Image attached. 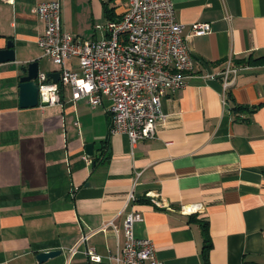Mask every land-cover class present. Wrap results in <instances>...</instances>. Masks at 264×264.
I'll use <instances>...</instances> for the list:
<instances>
[{
    "label": "crops",
    "instance_id": "crops-1",
    "mask_svg": "<svg viewBox=\"0 0 264 264\" xmlns=\"http://www.w3.org/2000/svg\"><path fill=\"white\" fill-rule=\"evenodd\" d=\"M43 1L0 0V49L12 40L15 51V60L0 62V264H119L108 255L121 253L130 211L140 214L135 236L153 240L162 264H264V64L244 62L264 55V0H173L184 35L196 21L211 30L188 38L192 76L163 98L157 138L135 145L110 132L107 96L92 107L73 101L66 85L57 104L20 105L22 66L38 60L40 72L57 69L38 43L45 21L32 8ZM61 1L64 30L83 39L101 35L93 19L105 20L106 5L115 18L129 6ZM228 63L240 68L225 88ZM68 66L79 71L78 59ZM198 202L202 210L179 211ZM110 220L118 232L101 229ZM202 221L212 243L206 253ZM84 234L101 261L70 257ZM52 249L63 254L38 262Z\"/></svg>",
    "mask_w": 264,
    "mask_h": 264
},
{
    "label": "built area",
    "instance_id": "built-area-1",
    "mask_svg": "<svg viewBox=\"0 0 264 264\" xmlns=\"http://www.w3.org/2000/svg\"><path fill=\"white\" fill-rule=\"evenodd\" d=\"M32 11L45 21L38 43L61 75L60 81L54 82L40 72V106L61 102L66 85L72 87L73 101L85 98L92 107L107 96L112 100L110 132L127 134L133 145L157 138L159 126L167 117L163 98L184 88L194 70L188 38L211 30L208 22L196 21L191 24L190 33L184 35L185 24L177 21L173 0H129L125 13L96 24L95 30L102 31L101 35L89 39L64 30L61 0L37 3ZM74 57L78 59L79 71L68 66ZM239 68L228 63L220 73L225 88L233 82L230 74H236ZM208 76L215 78L216 74ZM227 101L224 95L223 103ZM134 198L131 193L129 199ZM154 199L157 205H163ZM203 208L204 204L198 202L183 204L179 211L191 214ZM139 219V212L127 213L124 247L120 254L110 250L108 257L119 264H162L153 240L135 236L133 224ZM109 226L119 231L113 220L101 229ZM88 237L84 234L70 248V257L83 252L90 261L99 262L102 256L86 246Z\"/></svg>",
    "mask_w": 264,
    "mask_h": 264
},
{
    "label": "water",
    "instance_id": "water-1",
    "mask_svg": "<svg viewBox=\"0 0 264 264\" xmlns=\"http://www.w3.org/2000/svg\"><path fill=\"white\" fill-rule=\"evenodd\" d=\"M14 42L8 40L6 46L0 49V62L15 60ZM23 75L19 78L20 105L22 107H34L39 105V83L38 76L40 74V64L38 60L28 62L21 67ZM46 76L54 82L60 81V73L58 71L46 72ZM86 152L93 155V144H86ZM63 254L62 249H52L40 252L37 255L38 262L47 261L50 258ZM87 264H89L87 262Z\"/></svg>",
    "mask_w": 264,
    "mask_h": 264
},
{
    "label": "trees",
    "instance_id": "trees-1",
    "mask_svg": "<svg viewBox=\"0 0 264 264\" xmlns=\"http://www.w3.org/2000/svg\"><path fill=\"white\" fill-rule=\"evenodd\" d=\"M114 12L113 10V7H109L108 5L105 6V15L108 19H115V17L112 15ZM238 62L240 61H235V64H237ZM245 63L247 64H264V55L262 56H253V55H250L248 57V60L244 61ZM230 96V94H229ZM235 110H241L240 106H236L234 107ZM141 201H147L146 198H139ZM202 224H203V230H204V234H205V239H206V242H205V245H204V248H205V253L207 252V250L211 247L212 243H211V240L209 238V234H208V224L207 222L205 221H202ZM246 264H258V263H253V262H247Z\"/></svg>",
    "mask_w": 264,
    "mask_h": 264
},
{
    "label": "rangeland",
    "instance_id": "rangeland-1",
    "mask_svg": "<svg viewBox=\"0 0 264 264\" xmlns=\"http://www.w3.org/2000/svg\"><path fill=\"white\" fill-rule=\"evenodd\" d=\"M107 19H108L107 17H106L105 20H103V21H101L100 18H96L95 20L93 19V33H94V27H95V25H96V24H102V23H105V21H106ZM100 32H102V31H100ZM99 36H100V34H99Z\"/></svg>",
    "mask_w": 264,
    "mask_h": 264
}]
</instances>
